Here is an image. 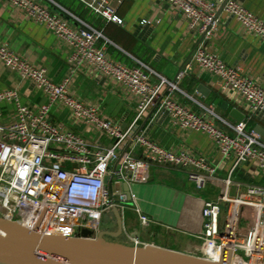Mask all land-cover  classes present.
<instances>
[{
  "label": "built area",
  "instance_id": "2783aa9c",
  "mask_svg": "<svg viewBox=\"0 0 264 264\" xmlns=\"http://www.w3.org/2000/svg\"><path fill=\"white\" fill-rule=\"evenodd\" d=\"M3 1L19 8L28 19L45 26L66 43L67 62L76 70H90L124 88L134 101L135 115L122 128L96 107L74 97L69 91V78L52 81L45 68L33 65L27 56H19L0 43V61L21 78L30 80L46 98L38 106H29L22 102L18 90L0 91V117L5 103L13 104L15 116L11 122L0 123V214L41 234L76 237L82 229L97 233L101 212L112 210L113 206L123 209V183L130 188L131 184L144 182L151 164L187 168L197 189L216 175L219 165H229L222 193L203 204L202 230L197 234L203 246L198 257L217 262L221 249L227 247L231 249L230 264H264V185L233 180L234 172L243 166H250L256 175L264 177V138L248 128L253 115L264 114V86L203 46L215 28L219 3L163 0L182 13L189 28L200 38L190 53V63L215 75L221 90L236 94L244 109L242 121H230L212 106L200 104L182 91L179 83L186 69L167 78L140 62L138 66H129L110 58V41L94 21L74 17L54 2L59 11H52L42 0ZM78 1L105 22L122 23L116 12L121 0ZM222 10L249 34L264 40V21L239 2L227 0ZM177 93L197 103L200 112L176 99ZM155 103L182 130L205 134L219 162L214 164L185 150L166 149L138 131V121ZM55 104L105 137L108 144L94 145L82 133L49 121ZM107 177H111L110 191ZM232 187L236 188L235 196L230 195ZM244 207L254 209L249 240L237 234ZM138 216L143 226L149 224L145 214L139 212ZM131 239L138 243L134 236Z\"/></svg>",
  "mask_w": 264,
  "mask_h": 264
},
{
  "label": "crops",
  "instance_id": "0c3cea01",
  "mask_svg": "<svg viewBox=\"0 0 264 264\" xmlns=\"http://www.w3.org/2000/svg\"><path fill=\"white\" fill-rule=\"evenodd\" d=\"M215 1L219 3L222 0ZM236 1L264 21V0ZM42 2L52 11H59L54 2L74 17L94 21L110 41L107 54L113 60L129 66H138L140 62L167 78H174L179 70L186 69L179 83L182 91L198 103L212 106L219 115L230 121H237L230 115L232 109L244 114L233 91L221 90L215 75L190 63V53L200 38L189 28L182 13L165 1L121 0L116 11L122 19L121 24L107 23L94 16L78 0ZM215 20L211 36L203 42L205 49L264 86V40L249 34L223 10L216 14ZM141 21L148 23L141 24ZM0 43L6 44L19 56H27L33 65L45 68L52 81L58 83L69 78V91L74 97L96 107L102 115L116 121L122 128L132 122L134 101L124 88L90 70H76L67 62L69 49L66 43L45 26L28 19L19 8L3 0L0 1ZM8 88L18 90L22 102L29 106H38L46 101L44 94L30 80L21 78L0 61V91ZM175 98L200 112V107L193 100L179 93ZM2 109L0 123L13 121V104L5 103ZM48 120L82 133L94 145L108 144L105 137H100L92 128L71 118L60 104L51 107ZM255 126L264 129V114L253 115L248 127L254 129ZM137 130L166 149L185 150L214 164L219 162L205 134L182 130L174 125L156 103L138 121ZM128 144L129 140L125 145ZM149 167L151 172L148 169L144 182L131 184L136 188V193L130 190L132 203L124 204L123 209L117 208L123 232L130 240L131 236L137 238L142 245L198 256L203 246L202 240L197 237L202 230L203 204L220 196L229 165H219L216 175L207 180L201 189H197L189 178L187 168L161 163H153ZM233 180L241 184L264 185V177L256 175L250 166L237 169ZM235 194L236 188L232 187L230 195ZM139 212L149 218L147 226L140 223Z\"/></svg>",
  "mask_w": 264,
  "mask_h": 264
},
{
  "label": "water",
  "instance_id": "95a60500",
  "mask_svg": "<svg viewBox=\"0 0 264 264\" xmlns=\"http://www.w3.org/2000/svg\"><path fill=\"white\" fill-rule=\"evenodd\" d=\"M227 0L219 2L217 15ZM237 121L244 114L232 109ZM264 137V129L255 126ZM151 172V167H148ZM111 177L106 178L110 191ZM124 204H131L129 187L123 183ZM113 212V213H112ZM113 214L117 227L113 224ZM231 249L222 248L217 262L153 245L130 240L122 229L119 209L115 206L100 215L98 232L82 229L79 236L41 234L0 214V264H230Z\"/></svg>",
  "mask_w": 264,
  "mask_h": 264
},
{
  "label": "rangeland",
  "instance_id": "374dc122",
  "mask_svg": "<svg viewBox=\"0 0 264 264\" xmlns=\"http://www.w3.org/2000/svg\"><path fill=\"white\" fill-rule=\"evenodd\" d=\"M130 190L132 193H136V188L134 185H131ZM253 221H254V209L251 207H244L242 209V212L240 214V218H239V221L237 224L238 225L237 226V234L239 237H243L246 240H249L250 228L253 224Z\"/></svg>",
  "mask_w": 264,
  "mask_h": 264
},
{
  "label": "flooded vegetation",
  "instance_id": "af4514ba",
  "mask_svg": "<svg viewBox=\"0 0 264 264\" xmlns=\"http://www.w3.org/2000/svg\"><path fill=\"white\" fill-rule=\"evenodd\" d=\"M112 222L117 227V220H116V218L113 217Z\"/></svg>",
  "mask_w": 264,
  "mask_h": 264
},
{
  "label": "trees",
  "instance_id": "16d2710c",
  "mask_svg": "<svg viewBox=\"0 0 264 264\" xmlns=\"http://www.w3.org/2000/svg\"><path fill=\"white\" fill-rule=\"evenodd\" d=\"M249 128V127H248ZM249 129H251V128H249Z\"/></svg>",
  "mask_w": 264,
  "mask_h": 264
}]
</instances>
